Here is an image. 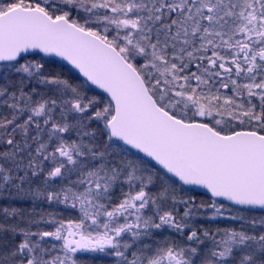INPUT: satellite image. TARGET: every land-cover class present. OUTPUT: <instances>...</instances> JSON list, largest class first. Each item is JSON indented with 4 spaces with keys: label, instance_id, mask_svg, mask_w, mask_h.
<instances>
[{
    "label": "snow or ice",
    "instance_id": "1",
    "mask_svg": "<svg viewBox=\"0 0 264 264\" xmlns=\"http://www.w3.org/2000/svg\"><path fill=\"white\" fill-rule=\"evenodd\" d=\"M0 264H264V0H0Z\"/></svg>",
    "mask_w": 264,
    "mask_h": 264
}]
</instances>
